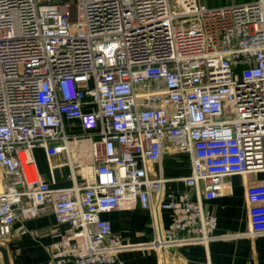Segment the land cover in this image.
Here are the masks:
<instances>
[{
	"label": "built area",
	"instance_id": "2783aa9c",
	"mask_svg": "<svg viewBox=\"0 0 264 264\" xmlns=\"http://www.w3.org/2000/svg\"><path fill=\"white\" fill-rule=\"evenodd\" d=\"M36 148L51 174L64 153L73 184L45 180ZM166 156L190 168L185 189L160 173ZM0 167V245L51 206L48 264H126L131 247L216 239L203 203L234 175L245 235L263 236L264 0H0ZM136 205L154 224L140 245L102 216Z\"/></svg>",
	"mask_w": 264,
	"mask_h": 264
},
{
	"label": "crops",
	"instance_id": "0c3cea01",
	"mask_svg": "<svg viewBox=\"0 0 264 264\" xmlns=\"http://www.w3.org/2000/svg\"><path fill=\"white\" fill-rule=\"evenodd\" d=\"M234 1L248 0H221L215 3L208 0L204 2L209 5H219ZM75 131L80 133L79 129ZM71 147L73 160H77L80 165L88 166L91 158L87 154H82V150L79 147ZM62 154L55 155L54 160L51 158V163L55 165L53 173L51 174L49 168L48 176L42 175L49 182H52L53 179L55 181L53 184L58 187L73 184L72 178L64 180L57 172L60 167H70L66 163L67 157H65V161L59 159ZM176 166L175 161L168 156L158 164L160 173L178 180L179 188H184L185 186L181 182V178H179L181 173L176 171ZM84 171H87V168ZM257 176L264 179V172L257 174ZM76 180L78 184L79 182L80 184L83 183V179L78 175ZM203 206L214 217L215 227L212 230V234L217 236L216 239L207 242H186L160 250L152 247L153 250L151 252L150 250H143L142 248L145 246H136L123 250L121 257L126 264H264V235L256 237L245 235L248 230L249 220L246 185L243 176L234 175L230 178L227 177L223 194L213 200L204 201ZM156 213L157 229L163 230L169 223V212L157 209ZM108 214V219L113 225L114 232L121 236L123 242L140 245L152 240L154 224L147 209L136 205L128 209H116L108 212ZM20 225H23V229L15 232L9 238L7 244L4 245L8 250L11 263L48 264L47 252L44 246L51 241L50 230L54 227L57 228L55 226L56 217L53 208L48 206L40 214L32 218L19 220L16 226ZM0 264H3L1 253Z\"/></svg>",
	"mask_w": 264,
	"mask_h": 264
},
{
	"label": "rangeland",
	"instance_id": "374dc122",
	"mask_svg": "<svg viewBox=\"0 0 264 264\" xmlns=\"http://www.w3.org/2000/svg\"><path fill=\"white\" fill-rule=\"evenodd\" d=\"M204 1L207 2L208 0H204ZM209 1L215 3V2H220L221 0H209ZM62 155H61V158H59V159H63L65 161L66 160L65 159L66 156L64 155V153ZM34 156H35V161H36L37 167L39 168L40 173L43 176H45V177L48 176V173H49V163H48L47 156L44 153V150L42 148H36V149H34ZM52 158L54 160L55 157L53 156ZM176 167H177L176 168V171H178V173H181V177L189 174V172H190V168H188L186 165H181L180 164V165H177ZM0 169L3 170V167H0ZM57 172H58V174H60L62 176V179H64V180H70L71 179V171H70V167L69 166L60 167V168H58ZM76 172H77V175L79 177H81L80 176V169H79V167L76 168ZM151 176H153V175L151 174ZM235 176L240 177V175H235ZM181 177H179V178H181ZM230 177H228V178H230ZM185 188H186V186L184 188H181V189H185ZM102 216L108 218L109 214L108 213H103ZM142 249L143 250H145V249L146 250H150V252L153 250L152 247H148V248L147 247H144ZM144 252H146V251H144Z\"/></svg>",
	"mask_w": 264,
	"mask_h": 264
},
{
	"label": "water",
	"instance_id": "95a60500",
	"mask_svg": "<svg viewBox=\"0 0 264 264\" xmlns=\"http://www.w3.org/2000/svg\"><path fill=\"white\" fill-rule=\"evenodd\" d=\"M0 253H1L3 264H12L11 260H10V256H9L8 250H7V248L5 246L0 245Z\"/></svg>",
	"mask_w": 264,
	"mask_h": 264
},
{
	"label": "trees",
	"instance_id": "16d2710c",
	"mask_svg": "<svg viewBox=\"0 0 264 264\" xmlns=\"http://www.w3.org/2000/svg\"><path fill=\"white\" fill-rule=\"evenodd\" d=\"M173 164H174V162H173Z\"/></svg>",
	"mask_w": 264,
	"mask_h": 264
}]
</instances>
